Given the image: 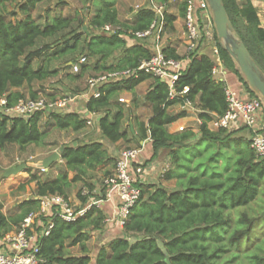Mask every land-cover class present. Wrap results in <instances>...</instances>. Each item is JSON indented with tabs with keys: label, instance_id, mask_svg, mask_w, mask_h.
<instances>
[{
	"label": "trees",
	"instance_id": "trees-1",
	"mask_svg": "<svg viewBox=\"0 0 264 264\" xmlns=\"http://www.w3.org/2000/svg\"><path fill=\"white\" fill-rule=\"evenodd\" d=\"M43 1L0 0V97L7 98L8 106L27 96L20 89L25 84L29 87L28 95L38 97V91L32 88L33 82L58 73L50 66L52 58L75 53L80 46L85 18L78 14H57L51 19L48 12L39 21L32 12ZM223 2L236 35L245 42L264 71V27L260 23L257 7L251 0ZM9 3H15V8L8 10ZM161 4H166V1ZM185 4L186 0H182L178 15L165 11L166 28H174L177 18L184 17ZM19 14L22 16L19 17ZM155 18V11L145 6L134 12L131 22H123L114 1H108L92 15L89 24L100 28L106 23H119L126 30L138 31L148 29ZM40 39H52V42L37 46ZM127 41L131 44L128 45ZM85 49L94 60L84 64L78 73L71 72L66 65V76L72 81L82 78L90 69L106 72L136 67L153 53L152 47L141 40H129L119 34L104 32L92 35L82 50ZM118 50L120 56L109 63ZM164 52L175 59H188L175 88L181 91L189 86L190 90L185 96L171 97L169 85L153 78L145 93V101L151 108V115L146 120L139 119L132 110L127 112L122 102L115 101L120 92H132L140 83L152 78L146 73L137 78L107 83L101 87V97L83 100V110L98 114L96 123L106 140H125L139 145L140 141L150 138L153 153L149 160L155 158L161 149L169 150L171 160L157 180L140 184L142 194L123 225L124 235L112 238L107 245L99 247L95 263L264 264V238L252 246L250 244L251 248L248 245L241 250L242 243L252 236L256 218L246 212L240 213L235 220L228 215L232 210L248 206L257 197L264 179V158L259 157L251 147L250 137H232L238 129L213 130L209 127L213 116L223 114L228 105L227 85L212 73V55L198 50L181 54L172 46H165ZM219 52L224 65L236 73L252 95H256L234 59L220 44ZM34 60L39 62L37 68L33 67ZM49 98L58 97L52 95ZM186 99L198 101V117L201 120L199 136L191 128L175 132L168 128L186 114L185 111L173 112L169 108L184 104ZM113 105L116 109L111 111ZM44 115L50 118L49 124L62 130L80 131L87 125L83 111L77 106L66 111H40L29 117L11 116L0 110V148L10 143H17L20 148L30 144L44 145L45 130L40 127ZM202 141L219 143L226 152L231 150L233 159L223 166L224 157L213 153L210 160L214 166L209 169L202 167L201 163L195 165L193 157L182 155L183 149L192 150ZM236 143L240 147L236 150L238 156L234 161L236 151L232 148ZM63 146L61 156L65 170L46 181H40L38 175L30 172V180L37 182L36 197L22 201L17 214L7 216L0 210V237L15 229L27 214L38 209L40 196L60 193L68 198V188L73 183L88 182L90 169L107 163L112 168L115 166L116 158L107 153L101 139L74 140ZM70 171L73 172L72 177ZM111 172L112 169H106L104 177ZM162 179L175 180L176 184L174 187L166 186ZM88 185L91 186V182ZM78 195L83 204L87 202L88 196H82L80 192ZM105 219L104 211L95 205L74 221L53 217L54 226L50 234L41 239L40 254L44 261L39 264H92L87 242L93 231L104 226ZM68 241L72 245L78 244L80 251H69Z\"/></svg>",
	"mask_w": 264,
	"mask_h": 264
},
{
	"label": "built area",
	"instance_id": "built-area-1",
	"mask_svg": "<svg viewBox=\"0 0 264 264\" xmlns=\"http://www.w3.org/2000/svg\"><path fill=\"white\" fill-rule=\"evenodd\" d=\"M147 7L154 10L156 18L146 30H126L121 24L106 23L100 30L107 34H119L126 39L148 40L151 43L153 53L147 59H142L138 66L123 69H114L89 75L87 84L88 93L74 95L66 94L56 99L49 97H22L11 106L5 96L0 97V110L11 116L29 117L36 112L46 110L73 109L78 107L77 102L81 99L88 100L90 97L99 98L102 95L101 87L107 83L123 81L128 78H137L141 73H146L154 79H158L169 85L171 97L185 96L190 87L185 86L181 91H176V82L183 69V60L175 59L166 55L164 47L160 44L161 34L166 29L165 4L157 3V0H146ZM202 12V18L199 13ZM185 44L186 53L199 51L202 46L209 45L212 50L214 66L213 75H217L224 67L219 52V40L216 37L212 13L207 0H186L185 4ZM89 62L86 55H80L71 62L73 73H78L84 64ZM227 110L221 115H214L209 122L210 128L218 130L225 128L234 130L246 126L250 129L251 147L256 154L264 158V99L258 95H252L249 91H237L226 86ZM122 103H130V99L119 96ZM186 99L184 104H191ZM83 110V106L81 108ZM87 125L96 121L98 114L83 110ZM201 121V120H200ZM184 125L179 126V131L186 130ZM140 154L138 147H125L116 157L112 172L105 176L102 181V189L97 196H91L86 189L82 195L88 196V200L80 208H75L71 201L60 193H52L39 197L38 209L27 214L20 224L13 230L0 237V264H39L43 262L41 251V239L50 234L54 221L53 217H60L70 222L84 215L93 205L100 207L112 195L117 197V219L124 225L132 208L139 201L142 188L145 183V168L143 163H137ZM42 169H44L42 167ZM91 198V199H90ZM109 219L106 218L105 222Z\"/></svg>",
	"mask_w": 264,
	"mask_h": 264
},
{
	"label": "rangeland",
	"instance_id": "rangeland-1",
	"mask_svg": "<svg viewBox=\"0 0 264 264\" xmlns=\"http://www.w3.org/2000/svg\"><path fill=\"white\" fill-rule=\"evenodd\" d=\"M108 1H114V5L119 11V17L123 22H131L134 18V12L142 7L147 6L146 0H44L43 2L39 3L33 10V16L39 21H42L48 12L49 16H51V19L54 15L57 14L68 16H74L75 14H78L86 20V25L84 26V32L82 33V39L78 50L75 53L69 52L65 55L53 57L50 66L53 69H57L58 73L55 76H52L43 81L33 82L32 88L38 91L39 96L49 97L53 95L59 97L62 96V92L65 94L78 93L81 95L89 92L87 84L88 76L96 75L100 72L90 69L82 78L72 81L66 76L65 66L69 65L70 62L78 58L80 55H87V50H82L84 45L92 35L102 32L100 28L91 26L89 24V20L97 11V9H99L100 7H104L106 5V2ZM165 1V11L170 12L171 10H174L179 14V8L182 0H157V3H165ZM262 5H264V3ZM7 6L8 10H12L15 8V3H9ZM257 9L258 11H260L262 8L259 7ZM202 12L203 11L199 13L200 18H202ZM21 16L22 15L19 14V17ZM183 33H185V21L183 17H180L179 22L177 23V27L175 25L174 28L168 26L161 34V46H170L172 44H176L179 45L180 53L185 54L186 44L184 42ZM45 42H52V39H40V41H38L37 43V46H40ZM143 42H145L146 44L150 43V41L148 40H144ZM127 44L130 45L131 41H127ZM200 51L212 55V50L209 45L202 46ZM118 56H120L119 50L114 54V56L109 59L108 62L111 63L115 61ZM88 58L90 62H93L94 58H91L90 56H88ZM38 66L39 62L37 60H34L33 67L37 68ZM224 68L228 71V77H231V75L237 76L232 69L228 68L227 66H225ZM69 69L72 72L71 65H69ZM152 82L153 78H150L148 81L142 82L139 87H136L132 92H120L118 96L115 97V101L118 100L119 96H125L129 98L130 103H123L126 111L128 109L132 110V112L136 114L139 119L146 120L151 115V108L150 105L145 101V93ZM238 82L241 83V86H243V90H241V92L248 91L244 82L240 81L239 78ZM227 84L229 85V81ZM28 89L29 87L26 84L21 87V90H23L27 96H29ZM83 100L84 99L80 100V102H82L80 104H83ZM115 105L111 106V111H114L116 109ZM188 108L189 110H193V108L195 109L193 111L183 110L182 104L174 105L169 109L173 112H176V110H179V112L185 111L186 114L184 117H187L185 119L180 118V122L171 125L170 127L175 129L176 131H179V126L184 125L185 127H188L190 124L194 123L193 119H191V114H193L192 112H195L196 115V112H198V101L192 102L190 105H188ZM50 121L51 120L47 117V115H44L40 121V127L45 130L44 145L30 144L25 148H20L17 143H10L6 144L3 148H0V210L7 216L19 213V204L25 199L36 197L37 182L30 180V172L38 175L40 181H46L48 179L56 177L66 168L65 163L62 160V156L58 160L54 161L47 169H42L41 167V162L43 161V159L51 155L54 151L60 152V148L64 144L71 143L74 140L85 142L95 139H103L105 143H107L108 141L102 136V133L95 120L91 125H86L80 131H73L71 129H58L54 125L49 124ZM262 122L264 124V115L262 118ZM199 125L200 124L195 121V127L199 128ZM262 132H264V130ZM195 133L198 134L199 132L195 131ZM241 136L246 138H249L251 136V132L248 127L243 126L241 127V129L234 131V133L232 134V137ZM102 144L104 145V143ZM125 146L136 147L137 145L134 142L121 140V142L116 145V148H114L115 146H108V149L110 150V154H113L114 156L115 150ZM239 147L240 146L236 143L235 148L232 149H235L236 151ZM181 153L188 158L193 157L195 159V165L202 164V167L207 166L209 167V169L213 168L214 166L210 160L213 153H215L217 156L221 155L222 157H224L223 166L229 164L231 159H233V153L231 154V150L226 152L225 149L221 148L219 143L211 141H202L197 146L195 145V148H192V150H190V148H186L183 149ZM237 156L238 152L236 151L234 161ZM23 163L26 165V168L24 170H21L18 173L11 174L9 176H4V172L7 169L16 167L17 165ZM106 169H112L110 163H107L106 165H103L96 169H90L87 174V183L78 181L73 183L68 188V199L71 201L75 208H80L83 206L80 196L78 195V192H80V194L82 195L81 191L83 189H86L89 192L90 197H95L98 195L99 190L102 189V181ZM69 175L70 177H72L73 172L70 171ZM159 176H161V173L159 174ZM89 182H91V186L88 185ZM162 182L169 187H174L176 184L175 180L167 181L165 179H162ZM242 212H246L249 216L256 218V226L251 238L247 242L242 243L241 250L243 251L246 249V246H250V244L252 246L264 238V179L261 182L259 193L255 200L252 201L248 206L240 208L238 211H230L228 215H230L231 218L235 220ZM99 235L102 236L101 241L105 240L106 245L109 240H111L110 237L109 240L105 239L106 237L103 236L99 230L93 231L90 239L87 242L90 251H92L94 246H96L97 244H101V241H99L101 239V236ZM123 235L124 234H122L121 236ZM131 240L133 241L134 238H131ZM67 248L72 253H78L80 251L79 245H72L70 244V241L67 242Z\"/></svg>",
	"mask_w": 264,
	"mask_h": 264
},
{
	"label": "crops",
	"instance_id": "crops-1",
	"mask_svg": "<svg viewBox=\"0 0 264 264\" xmlns=\"http://www.w3.org/2000/svg\"><path fill=\"white\" fill-rule=\"evenodd\" d=\"M251 2L255 7H257V8L261 7L262 8L260 11H258V15H259L260 23L264 27V5H262L264 3V0H251ZM170 12L178 15V12H175L174 10H171ZM179 18L180 17H178L174 23V25L176 27H177V23L179 22ZM184 34L185 33H183V38L185 41V35ZM149 44L151 46V43H149ZM170 46L175 47L177 49V51L180 53L179 45L172 44ZM163 47H165V46H163ZM199 52H202V51L199 50ZM182 60H183V66L185 67L188 64V59H182ZM224 67H225V65H224ZM224 67L217 75H215V78L217 80H223L226 84L229 81V85L227 84V86L234 89V90H237V91L243 90V86H241V83L238 82V77L233 76V75H231V77H228V71ZM148 80L149 79H147L145 81H148ZM145 81H143V82H145ZM139 85L137 87H139ZM195 102H197V100ZM80 103H82V102H80V101L77 102L78 108H79V110H82L81 108L83 105ZM188 105H190V104H182V109L188 110V111H193L195 109V108H193V110H189ZM176 112H179V110H176ZM192 113L193 114H191V119H193L194 123L190 124L187 127V129L190 127L193 131L199 132V128L195 127V121L199 124L201 122L199 117H198V113H200V109L198 108V112H196V115H195V112H192ZM185 118H187V117H183V119H185ZM178 122H180V119L171 125H174ZM171 125H169V130L171 132L176 131L175 129L170 127ZM209 127H210V125H209ZM236 129H240V128H236ZM236 129H234V130H236ZM198 134H197V136H198ZM101 141H102V143H104L103 147L108 150V153L110 156H113V154H110V150L108 149V146L109 147L115 146L114 148H116V145L121 142V140L117 141V142H111L108 140L107 143H105L103 139H101ZM125 147H134V146H125ZM125 147H122L120 149L115 150V155L113 157L116 158L118 156L119 152ZM136 147H138L140 150V154L137 157L136 162L137 163H143L144 168H145L144 181L146 183H148V182H153V181L157 180L159 174L163 170H165L169 167V164H170L169 150L168 149H161L155 158H153L152 160H149L152 153H153L152 140L150 138H147L143 141H140V144L137 145ZM116 205H117V197L115 195H112L108 200L104 201L101 204V209L104 211L106 218H108L109 220L107 222H105L103 229L101 228V229H99V231L101 232V234L103 236L106 237L105 239H108V240L110 238L112 239V238H115V237H118V236H121L122 234H124L123 225H121L117 219V207H116ZM99 236H101V235H99ZM101 240H102V236H101V239L99 241H101ZM103 245H106L105 240L101 241V244H97L96 246H94L93 250L91 251L92 264H96L95 263V254H96L97 250L99 249V247H101Z\"/></svg>",
	"mask_w": 264,
	"mask_h": 264
},
{
	"label": "water",
	"instance_id": "water-1",
	"mask_svg": "<svg viewBox=\"0 0 264 264\" xmlns=\"http://www.w3.org/2000/svg\"><path fill=\"white\" fill-rule=\"evenodd\" d=\"M207 2L212 13L219 44L234 59L250 89L264 99V71L257 64L245 42L236 35L223 0H207ZM130 124L132 130H134L132 122ZM63 147L60 148V152L54 151L51 155L43 159L41 167L47 169L54 161L58 160L61 157ZM25 168L26 165L24 163L9 168L4 172V176L18 173Z\"/></svg>",
	"mask_w": 264,
	"mask_h": 264
}]
</instances>
